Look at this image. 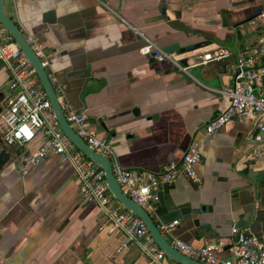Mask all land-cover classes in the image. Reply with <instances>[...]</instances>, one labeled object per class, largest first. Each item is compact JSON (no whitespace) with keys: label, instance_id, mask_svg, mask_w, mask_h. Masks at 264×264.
<instances>
[{"label":"crops","instance_id":"0c3cea01","mask_svg":"<svg viewBox=\"0 0 264 264\" xmlns=\"http://www.w3.org/2000/svg\"><path fill=\"white\" fill-rule=\"evenodd\" d=\"M263 11L264 0H5L6 15L22 35L43 43L48 71L63 87L61 105L87 116L112 144L121 168L157 174L178 164L192 141L198 144L199 182L180 178L159 185L152 214L157 226L177 221L171 236L195 248L227 240L241 221L264 244V180L254 189L243 179L246 164L264 169V158H249L254 118L233 119L207 135L205 125L228 100L168 62H151L139 49L145 37L181 60L191 55L181 49L202 41L207 45L195 56L226 47L231 57L202 66L217 70L212 77L219 76L221 88L230 86L229 65L257 45L255 31L254 42L242 44L251 31L248 21ZM49 13L55 19L50 24ZM83 70L84 77L71 75ZM10 79L0 62V111L12 95ZM42 143H28L25 155ZM0 148L11 155L0 172V264H152L137 247L117 252L122 234L83 199L68 162L50 156L22 173L20 149ZM114 200L109 196V205L120 209ZM171 236H165L169 243Z\"/></svg>","mask_w":264,"mask_h":264},{"label":"built area","instance_id":"2783aa9c","mask_svg":"<svg viewBox=\"0 0 264 264\" xmlns=\"http://www.w3.org/2000/svg\"><path fill=\"white\" fill-rule=\"evenodd\" d=\"M249 26L257 33V45L239 53L236 60L229 65L232 85L220 89L204 84L202 86L214 90L228 100L227 107L205 125V133L210 135L233 119L253 117L249 158L255 161L264 158V94L261 91L264 87V11L250 20ZM24 38L45 69L61 105L59 94H62L63 87L58 85L54 73L48 71L50 60L43 43L37 36L28 35ZM143 40L145 43L139 49L141 55L153 57L157 62H168L198 83L189 73L190 68L210 62H223L231 57L229 49L217 46L195 56L196 61L183 67L175 53L161 50L145 37ZM0 62L9 71V90L12 92L4 109L0 111V147L20 149L16 159L18 163L24 164L22 173L26 166L35 167L50 156L68 162L73 168L83 199L95 204L105 216L111 231L122 234L123 240L117 252L137 247L152 264H163L169 258L155 244L141 219L122 205L120 209L109 205V196L114 198L108 190L103 171L86 158L62 132L34 69L2 24ZM61 108L70 128L89 149L110 161L112 174L121 193L138 204L151 218L154 212V194L159 185H172L180 178L199 182L196 166L201 160V152L196 142H191L178 164L164 165L157 174L129 171L115 162L112 144L90 124L84 113L76 112L67 105H61ZM38 138H42L43 143L33 153L25 155L23 149L26 145ZM177 224L174 221L160 224L157 228L164 237L171 236ZM170 244L182 255L203 264H264V244L257 236L235 224L232 225L227 240H213L201 248H195L172 237ZM225 250L229 253L228 256L221 257L220 254Z\"/></svg>","mask_w":264,"mask_h":264},{"label":"water","instance_id":"95a60500","mask_svg":"<svg viewBox=\"0 0 264 264\" xmlns=\"http://www.w3.org/2000/svg\"><path fill=\"white\" fill-rule=\"evenodd\" d=\"M54 15L53 13H49L47 15V23L54 22ZM252 20V19H251ZM250 21V20H249ZM248 21V22H249ZM0 24L10 33L12 38L14 39L15 43L24 53L26 58L28 59L29 63L31 64L32 68L34 69L36 76L40 82L42 89L44 90L51 106L54 111L56 120L59 124L60 129L68 138V140L74 144V146L80 150L86 158L91 160L94 164H96L104 173V178L106 181V185L108 187L109 192L112 194L113 198L120 203L122 206L130 210L134 213L138 218L141 219L143 224L146 226L147 231L151 238L154 240L155 244L158 248L172 261L177 264H203L201 262L189 259L188 257L182 255L178 252L174 247L167 241V239L159 232L157 225L154 223L152 218L135 202L130 200L128 197L123 195L120 191L119 185L112 174L111 164L110 161L106 157L99 156L93 153L89 147L82 141V139L70 128L68 123L66 122L61 105L58 101L57 94L48 80L47 73L45 69L41 66L39 59L35 56L29 45L26 43L24 36L22 35L19 27L15 24V22L6 15L5 12V0H0ZM206 43L203 45H197L194 48H199L205 46ZM181 53H189L191 55L183 58L178 59L179 63L183 67H188L191 58H194L193 61H196L194 53L195 51L184 50L181 49ZM151 62H153V57L150 58ZM204 67L202 65H198L196 67L190 68L189 73L196 78L200 83L209 86L211 88L220 89L221 84L219 80V76L212 77L217 70L209 69L207 71L203 70ZM81 75L82 77L86 76L87 71H78L73 72L71 75ZM223 111V110H222ZM83 113V112H82ZM131 113L133 115H137V109H132ZM27 155V154H26ZM11 155L5 149L0 148V172L3 170L4 166L10 162ZM245 176L243 179L252 186V188H256L255 183L264 180V169L253 170L250 168L249 164L245 165ZM148 172V171H146ZM197 226V223H196ZM235 226L242 228L244 226L243 221L241 223H235ZM197 235V233H195ZM227 249V247H226Z\"/></svg>","mask_w":264,"mask_h":264},{"label":"rangeland","instance_id":"374dc122","mask_svg":"<svg viewBox=\"0 0 264 264\" xmlns=\"http://www.w3.org/2000/svg\"><path fill=\"white\" fill-rule=\"evenodd\" d=\"M7 2H9V0H6ZM254 30L251 28V31L249 28H247V32H246V36L242 42V44L244 46L249 45L250 43L254 42V38L251 32H253ZM264 93V92H263ZM15 165V164H14ZM17 167V166H16ZM115 202H117L116 200H114ZM118 203V202H117Z\"/></svg>","mask_w":264,"mask_h":264},{"label":"flooded vegetation","instance_id":"af4514ba","mask_svg":"<svg viewBox=\"0 0 264 264\" xmlns=\"http://www.w3.org/2000/svg\"><path fill=\"white\" fill-rule=\"evenodd\" d=\"M248 25H249V23H248ZM204 43H206V45H207V42L206 41H202V42H200V43H197V45H203ZM205 45V46H206ZM202 47H204V46H202ZM202 47H199V48H194V47H192V48H190L192 51H197V50H199L200 48H202Z\"/></svg>","mask_w":264,"mask_h":264},{"label":"trees","instance_id":"16d2710c","mask_svg":"<svg viewBox=\"0 0 264 264\" xmlns=\"http://www.w3.org/2000/svg\"><path fill=\"white\" fill-rule=\"evenodd\" d=\"M38 83H39V81H38ZM39 85H40V83H39Z\"/></svg>","mask_w":264,"mask_h":264}]
</instances>
